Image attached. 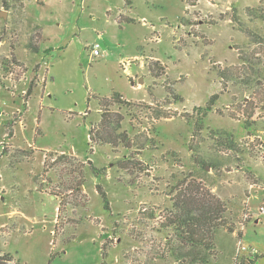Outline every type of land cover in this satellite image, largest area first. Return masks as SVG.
I'll return each mask as SVG.
<instances>
[{"label": "rangeland", "instance_id": "374dc122", "mask_svg": "<svg viewBox=\"0 0 264 264\" xmlns=\"http://www.w3.org/2000/svg\"><path fill=\"white\" fill-rule=\"evenodd\" d=\"M259 70L264 0H0V249L24 264H192L176 260L160 223L176 183L195 178L228 206L208 264H264ZM116 92L132 103L114 110L134 144L114 153L93 147L89 130L99 98ZM46 152L85 162L88 203L66 206L78 223L56 235ZM229 224L237 234L244 224L237 258Z\"/></svg>", "mask_w": 264, "mask_h": 264}, {"label": "trees", "instance_id": "16d2710c", "mask_svg": "<svg viewBox=\"0 0 264 264\" xmlns=\"http://www.w3.org/2000/svg\"><path fill=\"white\" fill-rule=\"evenodd\" d=\"M241 59L244 63L247 62V59ZM151 71L153 72L154 68L151 67ZM257 73H259V77L264 79V73L261 70L257 71ZM219 76L221 80H225L228 72L226 70H220ZM225 83L222 84L225 86ZM31 84L34 85L33 82ZM32 88L33 86L28 90L29 95L31 94ZM177 97L180 96L177 95ZM218 99V94L212 95L205 109H211L212 105ZM98 103L100 121L89 130L92 146L109 145L114 153L118 152V148L121 146L128 149L132 148L134 140L130 138L127 130L123 128L124 115L114 110L115 106H130L132 103L125 99L121 93L117 92L114 96L99 98ZM252 107L254 109L256 105ZM260 107L264 109V99L261 101ZM234 142L233 136L229 134L230 148L234 147ZM56 155L57 158L54 159ZM126 161L130 160L125 158L119 161L117 166L120 169H127ZM83 163L74 154H61L58 152L45 153L44 171L47 173L55 170L58 175L57 183L50 185L51 193L55 194L58 198V213L54 235L59 233V230H63L65 225L72 223L76 225L78 223L71 216L66 218L62 217L66 206H70L73 200H76V207L83 208L88 203L89 196L85 193L84 188L85 168ZM73 164H76V166H73ZM88 164L92 166L91 159L88 160ZM93 170L95 173H100L94 167ZM65 175H69L70 179L66 180ZM174 187L175 196L171 200L172 207L169 214L164 216L160 223L161 231L173 232V238L176 240L178 247H175L168 240V236L166 239L167 244L171 245L170 251L176 260L192 264L196 262L208 264V255H211L217 232L221 227L227 225V221L225 220L228 209L227 202L213 192L211 188L204 186L202 182L195 180V178L184 179L176 183ZM97 190L102 195L106 207L110 210L107 193L100 185H97ZM75 206L72 207V211L76 209ZM228 228L231 232H234L232 224H229ZM198 249H201V251L196 252ZM13 262L14 264H24L21 261H15L10 254L0 249V264H12ZM249 263H252V260H249Z\"/></svg>", "mask_w": 264, "mask_h": 264}, {"label": "built area", "instance_id": "2783aa9c", "mask_svg": "<svg viewBox=\"0 0 264 264\" xmlns=\"http://www.w3.org/2000/svg\"><path fill=\"white\" fill-rule=\"evenodd\" d=\"M88 51H89V55L91 58L100 57L101 56V44L97 43V42L90 44L88 46ZM260 210H261V213H264V205L262 206V208ZM243 228H244V224L242 225V229L240 232H243ZM238 235H240V233ZM237 246H238V252H241V251L247 252L248 251V249L245 246H243V243L241 242V238H239Z\"/></svg>", "mask_w": 264, "mask_h": 264}, {"label": "crops", "instance_id": "0c3cea01", "mask_svg": "<svg viewBox=\"0 0 264 264\" xmlns=\"http://www.w3.org/2000/svg\"><path fill=\"white\" fill-rule=\"evenodd\" d=\"M12 73V72H11ZM9 76H10V74H9ZM56 221H57V215H56ZM256 221H257V219H256ZM234 233H236V232H234ZM240 233V232H239ZM237 234V233H236ZM244 234V231L242 232V233H240V235H236V237H237V239L239 240V238H242V235ZM241 242H242V240H241ZM237 243H238V241H237ZM236 246H237V244H236ZM238 246L236 247V252H235V254H236V258H237V256H239L240 254H241V252H243V251H241V252H238ZM251 254H253V253H251ZM249 260H252V259H246V261L245 262H241V264H244V263H246V264H252L253 262H254V260H252V263H249Z\"/></svg>", "mask_w": 264, "mask_h": 264}, {"label": "water", "instance_id": "95a60500", "mask_svg": "<svg viewBox=\"0 0 264 264\" xmlns=\"http://www.w3.org/2000/svg\"><path fill=\"white\" fill-rule=\"evenodd\" d=\"M4 18L6 19V18H7V16L5 15V16H4ZM142 81H143V79H141V81H140V82H142Z\"/></svg>", "mask_w": 264, "mask_h": 264}]
</instances>
